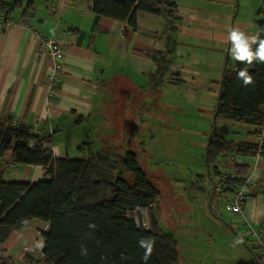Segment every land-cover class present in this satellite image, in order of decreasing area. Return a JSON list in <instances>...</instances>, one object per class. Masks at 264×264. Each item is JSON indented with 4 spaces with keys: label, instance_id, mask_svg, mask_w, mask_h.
<instances>
[{
    "label": "crops",
    "instance_id": "0c3cea01",
    "mask_svg": "<svg viewBox=\"0 0 264 264\" xmlns=\"http://www.w3.org/2000/svg\"><path fill=\"white\" fill-rule=\"evenodd\" d=\"M172 1L179 19L167 57L168 71L157 83L151 79L156 70L151 55L166 48L160 36L164 27L160 15L137 11V28L132 29L125 21L97 16L90 0H23L25 5L30 3L28 16L15 10L11 19H28L33 29L58 40L63 72L56 93L49 97L50 55L39 52V40L30 30L17 24L1 27L0 120L39 136H51L53 155L69 158H80L77 147L85 142L104 147V142L112 140L116 132L122 133L125 126L132 128L136 138L147 117L166 138L179 126L192 131L190 124L204 129L212 120L214 125L223 71L235 63L229 53L228 31L238 26L248 35L259 34L260 5L247 0ZM218 125L224 135L232 133L236 142H255V135L248 134L254 132L253 127L223 120ZM120 137L122 142L126 140ZM10 161V152L0 157L5 180L33 183L44 178L42 166L7 169L5 164ZM234 162L247 166L243 217L231 213L229 221L216 216L217 222H208L212 226L209 238L213 240L218 233L220 241L217 248L213 246L212 256L215 262L222 258V264H259L253 239L245 229L247 224L264 227V156L222 158L218 172L234 174ZM207 173L200 194L217 213L225 197L228 210L232 193H220L217 177H211L208 169ZM41 225L47 228L44 222L32 219L14 230L0 244V256L9 261L16 258L19 264L40 258L42 240L38 248L33 246L38 249L33 256L30 238L40 232ZM21 238L23 242L15 249Z\"/></svg>",
    "mask_w": 264,
    "mask_h": 264
},
{
    "label": "trees",
    "instance_id": "16d2710c",
    "mask_svg": "<svg viewBox=\"0 0 264 264\" xmlns=\"http://www.w3.org/2000/svg\"><path fill=\"white\" fill-rule=\"evenodd\" d=\"M97 16L125 21L137 28L136 13L143 11L160 15L164 21L161 37L165 51L152 54L156 70L153 82L159 83L168 71V55L174 43L176 6L172 0H90ZM30 3L23 0H0V15L11 16L15 10L28 16ZM256 27L264 38V0H260ZM248 67L254 84L247 87L236 77V72ZM264 64L252 66L235 61L222 74L214 127L206 144V166L211 177H217L220 193H232L245 184L247 166L234 162V174L221 175L218 163L222 158L252 156L255 143L236 142L227 138L216 121L242 122L257 127L264 122ZM255 135V132H248ZM51 136H39L30 130L13 127L0 120V157L10 152L16 167L39 165L45 168L44 178L36 182L4 179L0 167V244L30 220L38 219L47 225L41 232V257L29 259L30 264H145L144 249L139 240L152 238L153 252L146 264H178L176 241L171 233L161 231L156 223L153 207L159 191L152 184L136 153H119L115 146L94 147L85 142L77 147L80 158L55 157L51 150ZM264 156V154H263ZM126 172L129 178L122 175ZM202 179V177H201ZM144 210L149 214V227L139 225ZM83 250V251H82ZM0 256V264H9Z\"/></svg>",
    "mask_w": 264,
    "mask_h": 264
},
{
    "label": "rangeland",
    "instance_id": "374dc122",
    "mask_svg": "<svg viewBox=\"0 0 264 264\" xmlns=\"http://www.w3.org/2000/svg\"><path fill=\"white\" fill-rule=\"evenodd\" d=\"M247 1L255 6L260 5V0ZM215 125L219 128L218 121ZM213 126L212 120L204 129H201V125L200 128H195L193 124H190L189 127L193 132L181 130L179 126L175 131L169 132L166 138L163 135L165 132L157 131L147 117V122L135 133L138 135H135L136 138L132 136V128L125 126L122 133L116 132L112 140L108 139L109 141L103 144L104 147L115 146L121 154L125 151L136 153L139 165L159 191V198L152 208L153 214L158 228L173 235L179 256L178 264H222L224 262L222 258L215 262L212 256L213 246L217 248L220 241L218 233L214 235L213 240L209 238L212 226L208 222H217L214 219L216 216L229 221L232 212L224 207L225 197L222 198L220 211L217 213L212 205L211 208L208 206L207 200L200 194L203 182L208 178L206 144ZM195 131L198 132L195 133ZM120 135L126 140L122 142ZM225 135L227 138L234 136L228 131ZM122 175L129 178L126 172H122ZM204 200H206L205 203ZM127 215L133 217L139 225L149 227L147 210L142 212L140 219L136 214ZM45 230L46 227L41 225L38 230L40 232L36 234L38 242L36 235L30 238L32 250L34 249L33 252L30 249L33 256L37 253L39 241L42 240L40 233ZM25 238L28 239L29 236L25 235ZM22 240L23 238L16 243L15 249L20 247ZM8 263L19 264L16 258Z\"/></svg>",
    "mask_w": 264,
    "mask_h": 264
},
{
    "label": "built area",
    "instance_id": "2783aa9c",
    "mask_svg": "<svg viewBox=\"0 0 264 264\" xmlns=\"http://www.w3.org/2000/svg\"><path fill=\"white\" fill-rule=\"evenodd\" d=\"M12 24L20 25L32 32V34L39 40V52H47L51 57V67L47 75V94L52 97L58 87L59 80L63 72V53L59 46L58 40L52 36H45L40 31L32 28L30 21L25 18H20L18 21L11 19L10 16H2L0 18V28L3 26H9ZM264 110V106H263ZM13 127H18L15 124L10 123ZM255 132V145L254 150L255 158L263 157L264 154V122L254 128ZM9 169H16L13 164L8 165ZM248 179L245 180V184L237 188L227 204V209L237 217H243L242 207L246 199V186ZM246 234L253 239L254 249L256 253V259L259 264H264V227L253 228L247 224Z\"/></svg>",
    "mask_w": 264,
    "mask_h": 264
},
{
    "label": "clouds",
    "instance_id": "9594fccd",
    "mask_svg": "<svg viewBox=\"0 0 264 264\" xmlns=\"http://www.w3.org/2000/svg\"><path fill=\"white\" fill-rule=\"evenodd\" d=\"M227 42L231 45L229 53L233 60L248 66H252L254 63L264 64V38L261 35H248L238 26H232L228 31ZM236 77L243 82L245 87L254 84L253 75L249 72L248 67L240 68L236 72ZM236 242L241 243L242 241ZM138 244L140 248L144 249L142 259L146 264L153 252L155 241L152 238H142ZM39 246L43 247V244L41 243Z\"/></svg>",
    "mask_w": 264,
    "mask_h": 264
},
{
    "label": "water",
    "instance_id": "95a60500",
    "mask_svg": "<svg viewBox=\"0 0 264 264\" xmlns=\"http://www.w3.org/2000/svg\"><path fill=\"white\" fill-rule=\"evenodd\" d=\"M220 89H221V85H220ZM217 105H218V102H217ZM217 107V106H216ZM214 120H215V114H214V118H213ZM215 123V122H214ZM214 127V126H213Z\"/></svg>",
    "mask_w": 264,
    "mask_h": 264
}]
</instances>
